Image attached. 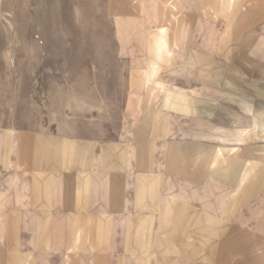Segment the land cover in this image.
Listing matches in <instances>:
<instances>
[{
	"label": "rangeland",
	"instance_id": "rangeland-1",
	"mask_svg": "<svg viewBox=\"0 0 264 264\" xmlns=\"http://www.w3.org/2000/svg\"><path fill=\"white\" fill-rule=\"evenodd\" d=\"M226 1L0 0V156L8 143L14 157L22 150L35 155L38 132L71 136L83 146L101 138L116 141L140 125L159 127L171 114L179 123L176 113H183L189 122L197 118L216 124V172L235 167L245 177L232 198L216 203V220L194 210L188 212V223H156L155 232L146 223L140 251L147 252L153 239L157 258L125 264H264V61L253 65L229 51L231 44H264V0L243 3L242 11L253 16L243 18L237 36L231 34L235 4ZM173 14L186 22L185 38L158 58L152 43L162 33L172 36L177 27ZM235 93L262 98L234 99ZM239 109L250 111L252 124L235 123ZM24 177L17 173V187ZM232 202H245L250 210L234 211ZM23 218L33 221L36 213L0 210L1 258L6 236H28L31 248L36 236L52 230L16 223ZM63 224L56 228L67 232ZM137 224L129 225L131 239ZM21 246L8 243L14 251L22 252ZM33 252L24 264H36ZM55 252L74 251L60 245ZM67 258L45 263L72 262Z\"/></svg>",
	"mask_w": 264,
	"mask_h": 264
},
{
	"label": "crops",
	"instance_id": "crops-1",
	"mask_svg": "<svg viewBox=\"0 0 264 264\" xmlns=\"http://www.w3.org/2000/svg\"><path fill=\"white\" fill-rule=\"evenodd\" d=\"M246 1H226L235 4L232 18L235 19V28L231 27L235 31L231 32L232 35L237 36L242 31L243 18L253 14L242 11ZM172 7L177 8L174 3ZM172 18L177 26L172 28V40L162 33L152 43L158 58L163 59L179 40L185 38L186 22H179L176 14ZM219 47L216 45V51ZM229 51L232 57L235 55L239 60L251 61L253 65L264 61V44H231ZM231 96L234 99L262 98L253 93ZM182 107L181 110H190L189 106ZM242 109L237 111L236 115L241 118L235 123L252 124L248 116L250 111L243 113ZM176 115L181 116L179 123L172 122L171 114L172 119L169 116L166 122L158 124L159 127L140 125L137 131L116 141L101 138L99 143L88 140L83 146L71 136L62 139L60 134L46 136L38 132L36 154L30 157L23 150L20 156L14 157L9 151L13 146L5 144L4 155L0 156V205H3L0 210L35 212L33 221L23 218L16 223L32 222L37 223V231L43 226L52 227V230L46 237L36 236V247L31 248L28 236L20 239L6 236L3 241L6 250L3 257L0 256V264H24L23 258L26 254L31 255L34 248L36 264L43 261V264H50L45 261L67 257L72 262L65 264H125L123 261L130 259L134 260L133 263L136 259H156V255L153 256L157 253L156 241L152 244L153 239L149 241L147 252L140 251L141 229L146 223H149V228L153 225L155 232L156 223H188V212L194 210L207 212L216 220V203L232 198L245 177L235 167L219 168L216 172V124H204L197 118H191L189 122L183 113ZM22 137L28 135L22 134ZM206 167L212 170L206 171ZM17 173L26 175L19 182V187L16 186ZM257 179L261 180V177ZM14 187L19 189L18 192ZM231 204L235 206L234 211L250 210L245 202ZM56 223H68L69 226L63 224L68 231H59ZM95 223L102 224L97 227ZM125 223L128 226L138 223L134 226L132 239L130 226L126 229ZM149 237L155 238L151 234ZM19 242L23 243L22 252L8 247V243ZM131 242L133 248L130 249ZM60 245L74 252L56 253L55 248ZM52 247V252L46 250ZM13 259L21 261L13 263Z\"/></svg>",
	"mask_w": 264,
	"mask_h": 264
}]
</instances>
